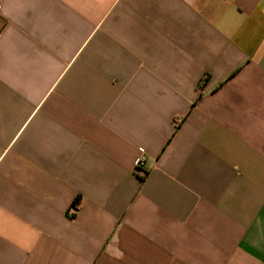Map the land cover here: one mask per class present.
Returning <instances> with one entry per match:
<instances>
[{"label":"crops","instance_id":"obj_1","mask_svg":"<svg viewBox=\"0 0 264 264\" xmlns=\"http://www.w3.org/2000/svg\"><path fill=\"white\" fill-rule=\"evenodd\" d=\"M0 264H264V0H0Z\"/></svg>","mask_w":264,"mask_h":264},{"label":"built area","instance_id":"obj_2","mask_svg":"<svg viewBox=\"0 0 264 264\" xmlns=\"http://www.w3.org/2000/svg\"><path fill=\"white\" fill-rule=\"evenodd\" d=\"M135 166L137 168H144V166H145V157L142 154L136 159Z\"/></svg>","mask_w":264,"mask_h":264},{"label":"trees","instance_id":"obj_3","mask_svg":"<svg viewBox=\"0 0 264 264\" xmlns=\"http://www.w3.org/2000/svg\"><path fill=\"white\" fill-rule=\"evenodd\" d=\"M73 205H75V204H73Z\"/></svg>","mask_w":264,"mask_h":264}]
</instances>
